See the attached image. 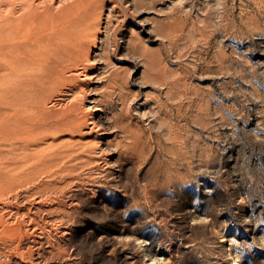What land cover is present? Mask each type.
<instances>
[{"label": "rangeland", "instance_id": "374dc122", "mask_svg": "<svg viewBox=\"0 0 264 264\" xmlns=\"http://www.w3.org/2000/svg\"><path fill=\"white\" fill-rule=\"evenodd\" d=\"M132 1H105L88 45L134 104L90 89L133 133L72 178L40 264H264V0Z\"/></svg>", "mask_w": 264, "mask_h": 264}, {"label": "bare ground", "instance_id": "6f19581e", "mask_svg": "<svg viewBox=\"0 0 264 264\" xmlns=\"http://www.w3.org/2000/svg\"><path fill=\"white\" fill-rule=\"evenodd\" d=\"M105 1L0 0V264H40L51 235L67 233L59 228L72 178L80 170L102 172L107 162L100 156L115 154L108 137L117 128L133 133L104 114L105 98L89 87L102 76L123 100L134 98L107 60L93 62L88 43L96 40ZM115 9L114 2L105 17ZM63 172L71 182L57 178ZM161 254L143 264H164Z\"/></svg>", "mask_w": 264, "mask_h": 264}]
</instances>
